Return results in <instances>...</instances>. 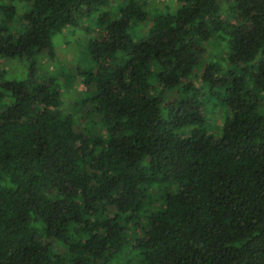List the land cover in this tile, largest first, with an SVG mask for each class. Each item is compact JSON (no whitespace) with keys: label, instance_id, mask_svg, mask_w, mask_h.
Here are the masks:
<instances>
[{"label":"trees","instance_id":"1","mask_svg":"<svg viewBox=\"0 0 264 264\" xmlns=\"http://www.w3.org/2000/svg\"><path fill=\"white\" fill-rule=\"evenodd\" d=\"M6 1L0 65L29 67L0 68V264H264V0ZM92 17L64 108L35 56Z\"/></svg>","mask_w":264,"mask_h":264},{"label":"rangeland","instance_id":"2","mask_svg":"<svg viewBox=\"0 0 264 264\" xmlns=\"http://www.w3.org/2000/svg\"><path fill=\"white\" fill-rule=\"evenodd\" d=\"M2 1V0H0ZM142 6L152 12L157 10L156 13H161L166 11L165 7L173 6V2L169 0H140ZM177 1V0H176ZM226 7L231 0H225ZM8 4V2L5 0ZM112 6H117L121 3V0H111ZM113 11V10H111ZM96 16V15H95ZM92 17L89 20L81 22L74 31H66L59 39L55 38L53 42L54 49L50 54H41L35 56L38 67L42 76H47L51 80L56 81L61 85V93H63L64 98L62 102L64 103V108H70L72 105H77L80 103V92L84 90L87 86L84 80L87 78L83 76L81 80L75 74V70H90L93 69V63L89 61L87 55V47L95 40L99 39L102 32L97 31L95 26V21ZM2 21V20H1ZM206 52V51H204ZM203 52V56L204 55ZM28 63L25 60L15 59L9 62H3L0 65L2 70H10L13 76L23 78L28 72ZM2 72V71H1ZM0 72V73H1ZM197 70L193 77V81L198 85L200 84L198 77L200 73ZM263 100V96L261 97ZM72 104V105H71ZM204 112H205V122L207 124L208 130L211 134L217 135V131L220 130L222 121L226 118V112L218 104L204 99ZM80 109V106H79ZM84 113H91L92 106L88 103L85 104L83 108ZM85 121V120H83Z\"/></svg>","mask_w":264,"mask_h":264}]
</instances>
